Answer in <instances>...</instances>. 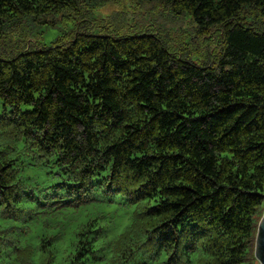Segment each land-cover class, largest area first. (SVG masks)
Listing matches in <instances>:
<instances>
[{
    "label": "trees",
    "instance_id": "trees-1",
    "mask_svg": "<svg viewBox=\"0 0 264 264\" xmlns=\"http://www.w3.org/2000/svg\"><path fill=\"white\" fill-rule=\"evenodd\" d=\"M153 1L177 23L49 45L25 32L0 57V249L12 257L191 264L200 246L214 264H259L264 0ZM82 2L105 0H0V39ZM111 205L135 210L134 236L107 239Z\"/></svg>",
    "mask_w": 264,
    "mask_h": 264
},
{
    "label": "rangeland",
    "instance_id": "rangeland-1",
    "mask_svg": "<svg viewBox=\"0 0 264 264\" xmlns=\"http://www.w3.org/2000/svg\"><path fill=\"white\" fill-rule=\"evenodd\" d=\"M114 1L116 0H105V3L97 8H92L89 2H82L78 10L72 9L71 12L50 14L47 21H50L52 25L32 22L31 27L20 28L18 26L10 30L7 36L5 34L4 39H0V57L9 58L13 56L17 50L14 45L23 40L19 34L25 32L29 33L28 43L49 45L58 40L66 41L77 31L87 30L94 34L117 36L119 34L145 32L147 28L150 29L159 25L165 26L167 22L177 23V20L170 15L166 16L161 8L155 7L153 0H133V8L131 7L132 0H123L121 6L125 11L122 13L123 10H121L122 14L116 12L119 9H117L118 5L111 3ZM120 1L118 0V2ZM185 24L183 22V28L187 26V23ZM191 31L196 35V31ZM174 36L175 34L171 33V45L177 43L176 40H173ZM205 38L207 36L202 34L194 36L196 42H204ZM167 44L169 45L168 42ZM182 44V41L178 42L180 48H182Z\"/></svg>",
    "mask_w": 264,
    "mask_h": 264
},
{
    "label": "clouds",
    "instance_id": "clouds-1",
    "mask_svg": "<svg viewBox=\"0 0 264 264\" xmlns=\"http://www.w3.org/2000/svg\"><path fill=\"white\" fill-rule=\"evenodd\" d=\"M99 211L106 213L108 217L103 221V225L110 229V234L107 236L108 240H115L122 232H125L129 237L134 236L137 225V221L133 218L134 209L111 205L100 208ZM136 238L142 239V237ZM28 239L30 237L25 238L26 241ZM100 243H104V241L98 242L96 247H99ZM43 259L44 255L40 251L29 250L20 257H12L9 249H0V264H41ZM190 260L191 264H214V256L204 251L200 246L196 248ZM104 264H108V260H105Z\"/></svg>",
    "mask_w": 264,
    "mask_h": 264
},
{
    "label": "water",
    "instance_id": "water-1",
    "mask_svg": "<svg viewBox=\"0 0 264 264\" xmlns=\"http://www.w3.org/2000/svg\"><path fill=\"white\" fill-rule=\"evenodd\" d=\"M253 255L259 264H264V207L257 223Z\"/></svg>",
    "mask_w": 264,
    "mask_h": 264
}]
</instances>
